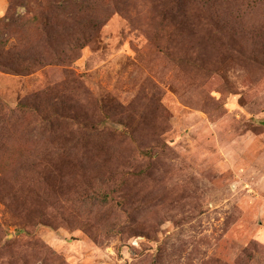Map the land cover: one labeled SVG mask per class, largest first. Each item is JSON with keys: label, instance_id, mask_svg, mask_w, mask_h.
I'll use <instances>...</instances> for the list:
<instances>
[{"label": "rangeland", "instance_id": "1", "mask_svg": "<svg viewBox=\"0 0 264 264\" xmlns=\"http://www.w3.org/2000/svg\"><path fill=\"white\" fill-rule=\"evenodd\" d=\"M0 264H264V0H0Z\"/></svg>", "mask_w": 264, "mask_h": 264}]
</instances>
